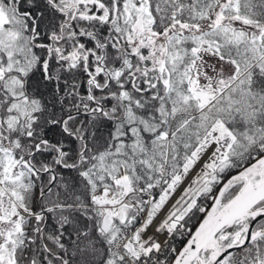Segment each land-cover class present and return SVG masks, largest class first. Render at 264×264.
<instances>
[{
    "label": "trees",
    "instance_id": "16d2710c",
    "mask_svg": "<svg viewBox=\"0 0 264 264\" xmlns=\"http://www.w3.org/2000/svg\"><path fill=\"white\" fill-rule=\"evenodd\" d=\"M11 1L14 6L9 4L7 11L17 15L20 23L10 28L20 31L23 38L19 44L26 54L12 57L23 69L19 66L5 71L0 81V115L9 143L6 150L28 170L20 179L24 186L17 188L21 207L42 213L41 218L22 216L19 231L14 234L17 244L12 253L16 264H128L126 258L108 251V233L102 229L104 213L96 209L93 196L101 190L110 168L117 164L126 165L134 190L147 189L156 181L155 168L147 170L145 161L142 165L135 163L140 160L133 143L137 141L148 150L154 148L152 140L162 133L163 125L151 135L144 130V124H160L156 120L163 118V102L169 111L167 97L162 99L156 88L147 89L145 77L137 75L136 56L121 41L122 0H80L82 8L74 7L70 18L62 0ZM193 1L142 0L153 18L148 25L150 32L167 34L168 22L175 20L179 11L188 19L191 11L186 7ZM200 1L201 5L207 2ZM85 7L93 10L88 13ZM242 9L247 25L264 30V0H243ZM164 24L168 26L164 28ZM259 68L255 65L250 69L249 89L254 97L250 110L238 103L231 107L233 129L247 130L244 135L236 134L244 143L238 150L243 147L246 155L239 163L242 166L224 174L226 179L264 155V149L254 155L255 149L264 145V74ZM13 77L20 83L17 96L7 86ZM21 99L28 101L26 119L11 110L12 103ZM223 110L217 113L222 114ZM195 111L192 113L198 114ZM13 115L19 119L11 126L7 122ZM180 115L174 113L166 123ZM136 125L143 136L133 133ZM187 136L193 138L189 132ZM103 159L107 169L102 167ZM152 161L156 165L160 159ZM46 169H53L57 179L39 202L41 193L53 180L52 173H44ZM236 182L226 191L230 194L227 199L234 195L231 192L238 185ZM129 215L124 227L132 229L138 220ZM203 216L199 213L197 219H192L191 232ZM176 242L173 239L164 253L172 246L180 250L184 243ZM256 260L251 262L256 264Z\"/></svg>",
    "mask_w": 264,
    "mask_h": 264
},
{
    "label": "rangeland",
    "instance_id": "374dc122",
    "mask_svg": "<svg viewBox=\"0 0 264 264\" xmlns=\"http://www.w3.org/2000/svg\"><path fill=\"white\" fill-rule=\"evenodd\" d=\"M61 2L65 9L72 10L69 18L74 14L72 8L81 7L80 0ZM193 3L186 7L191 11L190 15H187L188 19L179 11L177 18L168 22L170 29L167 34L156 35L148 28L153 18L147 5L142 0H122V26L119 24V27L123 35L120 40L127 43L132 54L136 56L137 75L145 77L147 89L156 88L162 99L167 97L168 108L171 110L167 112L166 103L163 102L160 106L163 118L156 120L160 124H144V130L151 135L163 125L162 133L152 140V150L141 147L137 141L133 143V151L140 160L139 162L137 159L135 163L142 165L141 162L145 161L147 170L155 168L156 180L159 179L163 165H169L171 168L170 183L155 195L149 218L126 247L128 254L133 257L138 254L136 242L143 233L146 232L154 238L153 231L161 232L165 225L175 227L183 223L186 229L194 225L190 223H194L192 219H197L201 213L200 208L198 209L200 203L207 199L211 202L215 200L221 188L217 186L226 179L224 174L229 175L242 166L243 164L239 163L246 155L243 147L238 150L244 143L236 134L244 135L247 130L239 132L233 129L234 117L231 107L234 108L238 103L244 110H250L253 104L251 99L254 97L249 89L250 69L258 65L264 74V30H256L247 25L248 18L242 9L243 0H207L202 5L200 0H194ZM9 4L14 6L11 0H0V81L4 78L5 71L21 66L18 61H13L12 57L26 54V50L19 44V39L23 38L20 31L10 28L12 25L18 26L20 18L7 11ZM84 10L89 13L93 9L85 7ZM188 20L193 22L189 23ZM168 25L164 24L163 27ZM22 69L21 66L20 70ZM134 79L136 80V77ZM19 85V80L13 77L7 86L13 95L17 96ZM28 107V101L21 99L12 103L11 110L26 119L29 115ZM221 108L224 109L222 114L217 113ZM193 111L198 112V116L192 113ZM174 113L176 116L181 115L178 119L175 117L166 123L167 119H172ZM221 115L223 117H220ZM181 118L184 120H180ZM18 119L17 115H13L7 123L12 126ZM193 120L197 125L192 123ZM177 121L180 123L175 126ZM178 125L181 126L180 129ZM139 128L138 125L133 128L136 137L142 135ZM188 132L192 134V139L187 136ZM6 136L3 116L0 115V264H16L12 250L17 244L14 234L19 231L22 216L41 218L42 213H32L21 207L17 188L24 186L20 179L28 170L9 155L6 150L9 145ZM192 145L195 147L189 150ZM263 149L264 145H259L254 155ZM209 150L211 153L206 162L166 209V214L159 217L185 178ZM155 158L160 159V162L153 165L152 160ZM102 167L108 168L105 159L102 161ZM109 172V176L102 180L101 190L94 194V202L109 203L112 198L120 199L124 196L125 186H130L126 165H114ZM245 181L243 178L235 181L238 185L231 193L235 192V195ZM136 196H139L141 201L144 199L140 195ZM229 196L230 194L225 193L222 202L230 200L231 197L227 199ZM114 205L101 210L96 204V209L105 211L108 216V240L114 238L124 227L129 214H135L128 201ZM261 228L264 231V226ZM261 264H264V259Z\"/></svg>",
    "mask_w": 264,
    "mask_h": 264
},
{
    "label": "water",
    "instance_id": "95a60500",
    "mask_svg": "<svg viewBox=\"0 0 264 264\" xmlns=\"http://www.w3.org/2000/svg\"><path fill=\"white\" fill-rule=\"evenodd\" d=\"M90 81L93 79L91 78ZM42 142L47 143V141ZM79 162L80 158L77 166ZM44 173H52L53 180L41 193L39 200L52 188L57 179L53 169H46ZM240 178L246 179L243 187L230 200L222 203L228 188ZM262 201H264V156L225 180L210 209L172 264H225L232 252L249 244L253 227L264 218V208L255 209ZM107 220L108 216L105 215L102 223L105 233L110 229ZM238 234H241V237L236 239ZM257 237L259 234L253 239ZM42 244L44 246L43 241Z\"/></svg>",
    "mask_w": 264,
    "mask_h": 264
},
{
    "label": "built area",
    "instance_id": "2783aa9c",
    "mask_svg": "<svg viewBox=\"0 0 264 264\" xmlns=\"http://www.w3.org/2000/svg\"><path fill=\"white\" fill-rule=\"evenodd\" d=\"M170 175L171 168L169 165H163V169L160 171L158 181L152 184L147 190L133 191L127 187L123 197L111 202V205L115 206V203L128 201L129 205L135 209L136 217L139 219L140 223L133 230L121 229L108 244V251L110 253L124 256L129 261V264L172 263L173 258L178 253L177 247H172L166 254L164 253V250L167 248L168 242L174 237H177L178 244L186 241L190 237L191 231L186 229L183 224H180L175 228L167 227L161 235H159L156 231H153V233L156 235V240L152 245H146L143 242L149 239L150 236L148 233L145 232L140 235V239H138L136 243V249L138 252V258L136 259L130 257L125 251L126 245L131 241L137 231L145 224L149 215V211L152 207V201L155 194L169 182L171 177ZM136 195L142 196L144 198L143 202H141V200L138 198H133V196ZM211 203L212 202L209 199L204 200L203 203H200L201 205L198 206V209L200 208L201 212H206Z\"/></svg>",
    "mask_w": 264,
    "mask_h": 264
},
{
    "label": "flooded vegetation",
    "instance_id": "af4514ba",
    "mask_svg": "<svg viewBox=\"0 0 264 264\" xmlns=\"http://www.w3.org/2000/svg\"><path fill=\"white\" fill-rule=\"evenodd\" d=\"M85 2V0H82ZM88 1V0H86ZM73 9V8H72ZM72 10H69V13ZM264 202V201H263ZM262 203V202H261ZM264 208V204L259 205L255 209H262ZM264 226V218L257 222L255 226L252 229V238L249 242L248 245H246L244 248L236 250L232 252L227 259L225 264H251L252 260L257 258L256 264H261V261L264 259V241L262 242H257L258 239L261 240L264 238V231L263 228ZM261 228V229H260ZM256 234H259V237L253 239ZM241 234H238L236 239L240 238Z\"/></svg>",
    "mask_w": 264,
    "mask_h": 264
},
{
    "label": "bare ground",
    "instance_id": "6f19581e",
    "mask_svg": "<svg viewBox=\"0 0 264 264\" xmlns=\"http://www.w3.org/2000/svg\"><path fill=\"white\" fill-rule=\"evenodd\" d=\"M211 153V150H209L204 157L197 163V165L195 166V168L190 172V174L185 178L183 184L180 186V188L177 190V193L172 197L171 202L169 203V205L163 210V212L160 214L159 217H161L165 212L166 209H168V207H170V205L174 202V200L178 197V195L181 193V191L187 186V184L190 182V180L192 179V177L195 175V173L199 170V168H201V166L206 162L209 154Z\"/></svg>",
    "mask_w": 264,
    "mask_h": 264
}]
</instances>
